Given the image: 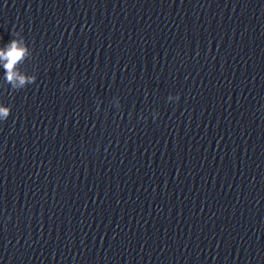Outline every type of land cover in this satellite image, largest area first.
<instances>
[{
    "label": "clouds",
    "instance_id": "obj_1",
    "mask_svg": "<svg viewBox=\"0 0 264 264\" xmlns=\"http://www.w3.org/2000/svg\"><path fill=\"white\" fill-rule=\"evenodd\" d=\"M26 54L27 48L16 39L11 40L6 48L0 49V61L4 62L5 79L13 91L23 89L26 83L34 79L22 75L16 67ZM9 115L10 109L8 107H0V121H6Z\"/></svg>",
    "mask_w": 264,
    "mask_h": 264
},
{
    "label": "water",
    "instance_id": "obj_2",
    "mask_svg": "<svg viewBox=\"0 0 264 264\" xmlns=\"http://www.w3.org/2000/svg\"><path fill=\"white\" fill-rule=\"evenodd\" d=\"M220 264H264V228Z\"/></svg>",
    "mask_w": 264,
    "mask_h": 264
}]
</instances>
